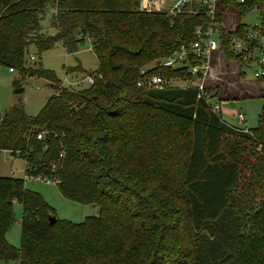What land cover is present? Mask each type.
<instances>
[{
	"label": "trees",
	"instance_id": "16d2710c",
	"mask_svg": "<svg viewBox=\"0 0 264 264\" xmlns=\"http://www.w3.org/2000/svg\"><path fill=\"white\" fill-rule=\"evenodd\" d=\"M138 1L0 0V66L55 91L36 116L20 104L0 116V150L23 160L26 176L98 208L78 224L59 220L24 180L0 177V264H264V101L243 133L196 88L172 86L186 69L151 64L188 45L198 20L140 11ZM85 38L98 61L92 85L61 87L27 62L31 45L41 55L62 42L73 54ZM145 68L168 84L139 86ZM14 202L19 248L6 241Z\"/></svg>",
	"mask_w": 264,
	"mask_h": 264
},
{
	"label": "rangeland",
	"instance_id": "374dc122",
	"mask_svg": "<svg viewBox=\"0 0 264 264\" xmlns=\"http://www.w3.org/2000/svg\"><path fill=\"white\" fill-rule=\"evenodd\" d=\"M50 13H46L42 22L43 29L48 35H55L56 30L50 26ZM258 21V15L247 14L241 16L240 23L251 25ZM27 62L34 66L40 64L43 69L53 73L58 83H69L84 79L87 74L98 71V61L92 51L91 41L85 38L77 46L73 54H68L62 42L41 55L31 45L28 49ZM236 59L224 53L213 64V71L207 78L206 87L215 94L221 104L220 116L228 125L255 129L259 124L264 99V83L254 79V68H243L245 78L238 68ZM172 86L185 87L184 81L171 82ZM86 82L82 87H86ZM22 89V92L15 91ZM54 89L49 82L38 77H29L18 70L0 66V116L11 107L21 105L28 116H36L43 108L47 98L54 95ZM238 112L245 118L244 123L236 120L234 114ZM262 122H264V115ZM0 177H14L24 180L27 189L40 194L45 202L55 211L59 220L74 224L83 222L86 218L97 216L98 208L81 205L62 196L55 184H47L33 179H25L24 162L20 158L12 157L8 151L0 150ZM14 223L6 233V241L12 247L20 246V221L23 215L22 206L18 202L13 204ZM5 264V263H1ZM13 264V263H7Z\"/></svg>",
	"mask_w": 264,
	"mask_h": 264
},
{
	"label": "built area",
	"instance_id": "2783aa9c",
	"mask_svg": "<svg viewBox=\"0 0 264 264\" xmlns=\"http://www.w3.org/2000/svg\"><path fill=\"white\" fill-rule=\"evenodd\" d=\"M138 9L147 13H160L172 19L179 15L193 16L198 20L193 32V40L188 45H181L174 54L153 62L152 69H182L187 72L184 81L187 87L198 90V97L205 100L213 113L220 114L221 105L216 98L206 92V81L213 71V64L220 55L228 51L241 58L238 68L245 78L243 68H254L255 81L264 83V0H139ZM258 15V21L251 25L240 23L241 16ZM149 69V68H148ZM138 85L162 88L168 82L158 75H148L147 70ZM82 82L93 84V77L87 76ZM69 83V85H75ZM64 83H61V87ZM237 121L245 122L242 114H234ZM228 125V124H227ZM235 131L247 133L248 129L228 125ZM37 140L43 138L38 135ZM47 184H56L55 180L31 178Z\"/></svg>",
	"mask_w": 264,
	"mask_h": 264
},
{
	"label": "water",
	"instance_id": "95a60500",
	"mask_svg": "<svg viewBox=\"0 0 264 264\" xmlns=\"http://www.w3.org/2000/svg\"><path fill=\"white\" fill-rule=\"evenodd\" d=\"M15 92L20 93V92H22V89H18ZM55 220H56V218L54 216H49L48 217V224L53 225L55 223Z\"/></svg>",
	"mask_w": 264,
	"mask_h": 264
},
{
	"label": "crops",
	"instance_id": "0c3cea01",
	"mask_svg": "<svg viewBox=\"0 0 264 264\" xmlns=\"http://www.w3.org/2000/svg\"><path fill=\"white\" fill-rule=\"evenodd\" d=\"M221 105V104H220Z\"/></svg>",
	"mask_w": 264,
	"mask_h": 264
}]
</instances>
